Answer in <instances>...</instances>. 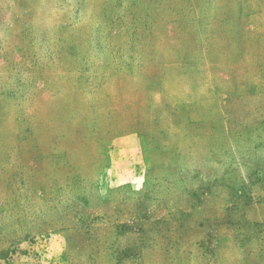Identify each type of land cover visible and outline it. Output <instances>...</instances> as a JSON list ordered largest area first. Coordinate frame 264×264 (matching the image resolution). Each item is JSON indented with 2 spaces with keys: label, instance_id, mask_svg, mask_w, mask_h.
<instances>
[{
  "label": "rangeland",
  "instance_id": "374dc122",
  "mask_svg": "<svg viewBox=\"0 0 264 264\" xmlns=\"http://www.w3.org/2000/svg\"><path fill=\"white\" fill-rule=\"evenodd\" d=\"M0 264H264V0H0Z\"/></svg>",
  "mask_w": 264,
  "mask_h": 264
}]
</instances>
